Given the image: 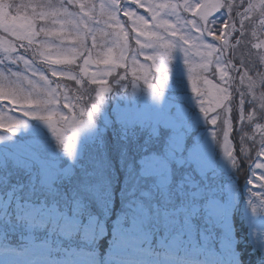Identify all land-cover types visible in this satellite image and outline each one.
Instances as JSON below:
<instances>
[{"label":"snow or ice","instance_id":"obj_1","mask_svg":"<svg viewBox=\"0 0 264 264\" xmlns=\"http://www.w3.org/2000/svg\"><path fill=\"white\" fill-rule=\"evenodd\" d=\"M95 8L0 0V264H264V171L247 164L255 150L264 170V55H236L256 5ZM129 69L152 102L109 113Z\"/></svg>","mask_w":264,"mask_h":264},{"label":"rangeland","instance_id":"obj_2","mask_svg":"<svg viewBox=\"0 0 264 264\" xmlns=\"http://www.w3.org/2000/svg\"><path fill=\"white\" fill-rule=\"evenodd\" d=\"M6 2L20 4V3L35 2V0H6ZM85 2H86V0H85ZM152 2H155V3H168V2H175V0H152ZM181 2H182V0H181ZM192 2H195V0H192ZM236 2L239 3L240 0H236ZM260 2H261V0H244L245 6H247L248 3H252V4L256 5V8L252 12L249 13L250 19L246 20L244 22L245 23V27L243 29V36H242L241 42H240V44L242 46H241V48L237 47V53H236L237 57L240 58V59H243L244 56L245 57H254V58L258 59L261 55H264V51H263L262 48L254 49V50L250 49V47L253 44L258 43V41H259V38L256 37V29H257V26H259L261 24V22H258V19L260 18L261 14H262L261 10L259 8ZM89 3H95V0H89ZM140 11H141V13H143V9H141ZM99 14L101 15V13H99ZM163 18L167 19V17H163ZM262 26H264V25H262ZM130 35H133V34L130 33ZM209 39H211V38H209ZM130 46L133 49L138 48V46L135 44L134 39L130 40ZM117 49H119V48L117 47ZM53 55H55V52H53ZM138 59L140 60L141 63H144L143 57H139ZM80 63H81V61H80ZM175 63L176 62L173 61V64H175ZM248 63H251V62L248 61ZM181 68L182 69L184 68L182 61H181ZM184 79H186V78H184ZM187 83H188V81L185 82V84H187ZM138 89L139 88L135 89V93H138V92L141 93V90H138ZM121 91H120V93H121ZM188 91H189V93L191 92L190 85L188 87ZM120 96H125V94L124 95L122 94ZM88 107H90V104L88 105ZM84 110L87 111V108H85ZM17 115H19V113H17ZM62 134H63V132H62ZM9 135H10V133H9ZM52 141H53L54 144L56 143L54 138H52ZM61 150L63 151V149H61ZM65 155H66V152H65Z\"/></svg>","mask_w":264,"mask_h":264},{"label":"trees","instance_id":"obj_3","mask_svg":"<svg viewBox=\"0 0 264 264\" xmlns=\"http://www.w3.org/2000/svg\"><path fill=\"white\" fill-rule=\"evenodd\" d=\"M93 4H95L96 5V8H95V16L98 18L99 16H100V14H98V13H96V10H98V9H100L99 7H97V4L96 3H93ZM75 11V10H74ZM100 12V11H99ZM14 13V12H13ZM77 19H79V17H77ZM89 24H90V26H92V22L91 21H89L88 22ZM66 30H69V29H66ZM69 39H70V37H69ZM91 44V41H90V39H89V45ZM108 47H110V45H108V46H105L103 49H96L95 50V52H99L100 53V55L101 56H103L107 51H108ZM95 52L93 53V55H94V57H95ZM103 67V66H102ZM130 70V74H128V81L127 82H130V81H133V76H132V70L131 69H129ZM123 72H124V69H121V74H123ZM111 78V77H110ZM183 78H186L187 79V75H184V77ZM124 83H126V80L125 81H123ZM152 82L153 83H155V80L153 79L152 80ZM135 83H139L141 86H139L138 88V90H141V93H135V94H133V93H129V94H127L126 96L128 97V99L127 100H125L124 102H123V104H121L120 106H124L125 104H128L129 102H131V103H135V104H137V105H140V106H143L145 103H151L152 102V98L149 96V94H148V91H147V86L144 84V81L143 80H138V81H135ZM169 83H171V77H170V80H169ZM167 91V90H166ZM110 94V93H109ZM109 94H107L106 95V98H105V102H104V104H103V107L110 113V111H111V109L112 108H109V107H106V105L107 104H110L111 103V101H112V99H111V97L110 96H108ZM166 95H170V94H167L166 93ZM161 102H163V101H161ZM237 127H239V125H236ZM70 128L67 130V131H65V140H66V142L67 141H69V151L71 150V146H72V144L73 143H76V144H78V142H79V140H78V138L75 140V141H73L72 139H71V136H72V132H71V125L69 126ZM64 137V136H63ZM219 151H220V149H219ZM254 156H255V153H254V150L252 151V153H251V157H252V159H250L249 161H247V164H252V162L254 161ZM252 168H254V164H253V166H252ZM244 171L241 173V174H239V175H242L241 176V178H243V179H245L247 176H248V169L247 168H245V169H243ZM258 170V169H257ZM256 172V171H255ZM240 178V179H241ZM259 186V185H258Z\"/></svg>","mask_w":264,"mask_h":264}]
</instances>
